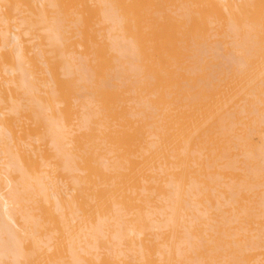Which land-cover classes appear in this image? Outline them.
Here are the masks:
<instances>
[{"label":"bare ground","instance_id":"6f19581e","mask_svg":"<svg viewBox=\"0 0 264 264\" xmlns=\"http://www.w3.org/2000/svg\"><path fill=\"white\" fill-rule=\"evenodd\" d=\"M249 253L264 0H0V264Z\"/></svg>","mask_w":264,"mask_h":264},{"label":"rangeland","instance_id":"374dc122","mask_svg":"<svg viewBox=\"0 0 264 264\" xmlns=\"http://www.w3.org/2000/svg\"><path fill=\"white\" fill-rule=\"evenodd\" d=\"M220 52H221V51H220ZM220 52H219V53H220ZM222 52H224V51L222 50ZM222 52H221V53H222ZM221 53H220V55H221ZM224 53H225V52H224ZM220 55H219V56H220ZM223 56H224V54L222 53V57L220 56V57L222 58V60H223V59L226 60L227 58H226V57L224 58ZM218 59H219V57H218ZM219 60H220V61H219ZM219 60H218L217 63H221V59H219ZM228 60H229V59H228ZM228 60H226V63H227ZM226 63H225V61H224L223 63H221V65L223 66V68H227L228 63H227V66L224 65V64H226ZM257 136H258V135H254V142H255L256 144L259 143V140H258L259 138H258ZM246 257H247V260H248L251 264H253V263L256 264L255 261H254V260H255V255H254V254H253V256H252V254L249 253V254H247ZM252 257H253L254 259H253Z\"/></svg>","mask_w":264,"mask_h":264}]
</instances>
